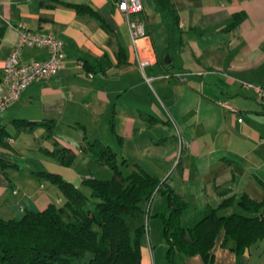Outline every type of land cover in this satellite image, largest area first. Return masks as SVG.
I'll return each mask as SVG.
<instances>
[{"label":"crops","instance_id":"0c3cea01","mask_svg":"<svg viewBox=\"0 0 264 264\" xmlns=\"http://www.w3.org/2000/svg\"><path fill=\"white\" fill-rule=\"evenodd\" d=\"M81 4L88 9L78 12L73 5ZM142 5V11L125 15L114 0H0L1 90L2 64L20 24L59 36L65 50L57 73L34 81L0 111V217L62 203L60 190L35 172L63 173L51 151L65 147L75 157L85 155L83 140L114 149L120 169L124 159L131 170L140 166L168 183L188 203L187 217L230 195L264 202V98L244 85H264V0ZM132 22L144 35L131 34ZM171 28L178 30L173 45ZM46 54L25 46L19 62ZM142 60L149 61L143 69ZM178 72H187L184 80ZM24 118L52 119L50 135L40 125L18 128L14 120ZM237 208L233 202L218 212ZM168 210L165 196L154 192L140 264H170L154 214ZM143 221L140 216L132 223ZM224 236L219 229L211 264H264V238L237 254L232 238L222 243ZM176 258L179 264H205L199 254Z\"/></svg>","mask_w":264,"mask_h":264},{"label":"trees","instance_id":"16d2710c","mask_svg":"<svg viewBox=\"0 0 264 264\" xmlns=\"http://www.w3.org/2000/svg\"><path fill=\"white\" fill-rule=\"evenodd\" d=\"M78 12L84 5H73ZM168 12L172 14V9ZM177 28H171V45ZM19 128L33 130L45 127L48 135L53 120L15 119ZM80 149L112 171L110 178L89 176L80 186L58 172L37 171L60 190L63 202L50 203L41 211L28 210L16 218L0 217V264H140V244L145 233V217H149L154 192L165 196L169 210L156 212L162 223L161 234L166 246V259L179 264L178 257L199 254L211 264L210 248L219 229L235 243L237 254L264 238V202L245 194L223 198L216 207L207 205L192 217L185 216L188 203L173 188L140 166L124 174L116 152L95 140H83ZM61 164L70 165L75 153L56 147L51 151ZM122 164L126 160H120ZM219 192V191H218ZM235 202L242 212L220 214L221 207ZM144 216L142 224L133 219ZM134 227V228H132Z\"/></svg>","mask_w":264,"mask_h":264},{"label":"built area","instance_id":"2783aa9c","mask_svg":"<svg viewBox=\"0 0 264 264\" xmlns=\"http://www.w3.org/2000/svg\"><path fill=\"white\" fill-rule=\"evenodd\" d=\"M115 7L125 15L142 11V0H114ZM17 42L9 51L8 57L2 64L1 79L5 85V90L0 89V111L6 109L10 102L17 100L22 95L24 89L37 80H44L57 73L61 68V60L65 55L62 38L53 33H40L30 30L23 25L18 27ZM131 34L134 36L144 35L143 27L136 23H131ZM42 47L47 51L46 57L42 60H31L19 62L20 51L23 47ZM148 60L140 61V68L143 69ZM187 72H178L175 76L179 80H184ZM169 76V74H166ZM251 86L260 98H264V85L245 83ZM12 141V138H8ZM147 217H145V225Z\"/></svg>","mask_w":264,"mask_h":264},{"label":"rangeland","instance_id":"374dc122","mask_svg":"<svg viewBox=\"0 0 264 264\" xmlns=\"http://www.w3.org/2000/svg\"><path fill=\"white\" fill-rule=\"evenodd\" d=\"M77 129L79 130V128H77ZM68 135L70 137H72L73 135L76 136L77 134L76 133L74 134V133L70 132V133H68ZM56 146H57V144H56ZM85 157H87V156H85V155L77 156V157L74 158V161L72 162V165L64 164V167H62V172L63 173H60V174L63 177H66L68 179L69 178L73 179L72 181L74 183H78L80 188H82L84 190V192L89 195V188L81 183V179L82 178H86L89 173H91V175L93 177H96V178H110L113 174H112V171H111V169L109 168L108 165L99 164L97 162L94 163L92 159L89 160V158H91V157L88 156L89 158L87 160H86ZM121 169H122L124 174H127V172L129 170H131V163L130 162H128V163L126 162V164L124 163L123 167ZM81 175L83 177L80 179ZM157 199L159 200L160 196H158ZM236 211L239 212L241 210L239 208H237ZM151 219L152 218H150V220ZM151 224H153V222H151Z\"/></svg>","mask_w":264,"mask_h":264},{"label":"water","instance_id":"95a60500","mask_svg":"<svg viewBox=\"0 0 264 264\" xmlns=\"http://www.w3.org/2000/svg\"><path fill=\"white\" fill-rule=\"evenodd\" d=\"M168 61H169L168 55H165V56H164V62H165V63H168Z\"/></svg>","mask_w":264,"mask_h":264}]
</instances>
